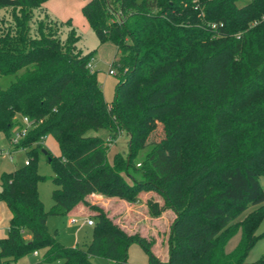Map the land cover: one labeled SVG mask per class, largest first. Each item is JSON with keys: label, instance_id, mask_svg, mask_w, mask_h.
Listing matches in <instances>:
<instances>
[{"label": "trees", "instance_id": "obj_1", "mask_svg": "<svg viewBox=\"0 0 264 264\" xmlns=\"http://www.w3.org/2000/svg\"><path fill=\"white\" fill-rule=\"evenodd\" d=\"M45 1L0 0V77H12L0 85V131L9 141L17 115L30 121L12 149L25 148L28 164L1 176L0 201L10 219L0 262L17 264L44 250L31 264H93V257L129 264L135 243L148 264H264V255L247 260L264 236L257 234L264 219V0H87L84 18L100 43L116 47L110 69L115 65L121 77L111 102L88 67L94 52H82L70 20L62 39L63 23L58 27L47 13L34 18ZM150 122L174 132L179 147L169 157L151 143L134 163L138 135ZM99 130L127 132V155L116 152L109 163L103 136L89 134ZM47 135L57 155L42 146ZM44 150L56 186L48 210L37 190ZM143 191L162 200L146 199L153 216L167 208L175 213L166 261L150 241L126 232L86 199L96 193L133 203ZM80 202L93 220L85 249L62 245L47 226L49 215H67Z\"/></svg>", "mask_w": 264, "mask_h": 264}, {"label": "rangeland", "instance_id": "obj_2", "mask_svg": "<svg viewBox=\"0 0 264 264\" xmlns=\"http://www.w3.org/2000/svg\"><path fill=\"white\" fill-rule=\"evenodd\" d=\"M87 0H85L86 3ZM246 0H239V4H242ZM84 3V4H85ZM83 4V5H84ZM80 8V7H79ZM10 12L4 14L5 17L10 18ZM75 12V11H74ZM55 22L63 23L60 26V33L59 36L64 39L69 31V26L65 24L67 20H70L72 27L75 29L77 34L81 36V40L78 46L81 48L82 52H94V57L91 61L94 70L97 72L96 78L97 82L101 85L103 90L104 99L107 102H111L114 99L115 95V88L118 80L121 77V74H110L109 69L110 65L114 61V55L116 52V47L111 42H103L100 43L95 32L91 29L88 22H86L85 18L82 14H76L68 16L66 19L61 18L54 11H51L47 7L43 6V10H35L34 11V18L36 21L38 19H45V14ZM4 19V18H3ZM49 28L53 29L55 24L48 23ZM113 69L118 72L116 66H113ZM10 80H12L11 76H3L0 77V85L2 87H6ZM16 124L22 122V116L17 115ZM14 129V128H13ZM89 134H99L103 136L105 139V144L108 147L107 151V160L109 163L112 162V158L114 153L120 152L124 156L127 155L129 151V143H130V136L124 130L119 131L115 136L110 135L107 131L99 130L89 131ZM159 143L164 153L172 157L176 150L179 147V137L172 132L171 130L163 127L158 122H150L145 125L143 131L138 135L137 145L139 150L137 152L136 158L134 159V163L141 162L142 158L146 153H148L152 147L149 145L151 143ZM42 146L47 150L50 151L51 154L57 155L58 154V145L55 139L47 135L44 137V141L42 142ZM27 159L25 148H20L18 150L12 151V148L9 147V141L6 138L5 134L0 131V182L1 176L4 172H10L14 170L18 166H22L24 161ZM38 172L44 179L40 180L37 184V190L40 199L42 200L44 207L48 210L52 204L53 200L51 197V192L53 188L56 186L52 182V177L54 176L53 171L46 160L45 154H39L38 161ZM131 171V169H130ZM123 177L127 182H131L130 177L123 173ZM264 183V179H263ZM149 193V192H147ZM143 194V193H141ZM158 196V195H157ZM105 198H107L105 196ZM157 199L160 203H162L161 198L158 196ZM137 202V201H136ZM122 203V202H121ZM131 203V202H129ZM135 203V202H133ZM114 202H110L107 206V210L113 215V221L115 222V218L121 215L120 211H126L124 208L120 210L114 207ZM140 207L136 208L140 211V215L132 218L131 221H125V225L129 228L136 231L146 240L151 242V250L156 254V256L162 258L168 255V235L170 232V226L172 220L174 218V211L170 208L165 209L161 212L158 216H153L148 207L144 204L143 200L140 202ZM98 206V205H97ZM100 207V206H98ZM101 208V207H100ZM250 208V207H249ZM246 211L248 213L249 211ZM103 209V208H101ZM90 210V209H89ZM126 213H122V218L125 217ZM245 214V213H244ZM242 214L239 219H242L245 215ZM75 217L73 214L68 215H49L47 218V226L51 233L57 231V237L59 242L64 246H75L78 245L80 248L85 249L87 244L89 243L92 237V227L83 224L85 223L83 220L85 219H78L76 222H70V219ZM9 211L5 203H0V239L4 238V233L6 235L8 229V222H9ZM87 218H90L87 217ZM134 219V221H133ZM116 223V222H115ZM117 224V223H116ZM119 225V224H118ZM264 230V220L262 221L261 225L259 226L257 232H261ZM240 238V232H238L235 236H233L226 245V251H231L238 243ZM264 242L262 241L260 245H258L254 250H252L248 256V261H254L259 257V251L264 252ZM138 248L132 247L128 251V263L129 264H145L141 263L148 260L146 253L144 250L137 245ZM45 256L44 250H38L37 255L33 252L29 253L23 257H21L17 264H31L34 262H38L42 260ZM93 264H113L112 262L108 261L102 257H93L92 258Z\"/></svg>", "mask_w": 264, "mask_h": 264}, {"label": "crops", "instance_id": "obj_3", "mask_svg": "<svg viewBox=\"0 0 264 264\" xmlns=\"http://www.w3.org/2000/svg\"><path fill=\"white\" fill-rule=\"evenodd\" d=\"M85 3V0H46L43 4L42 7L45 6L48 9H50L51 11H54L55 14H57L58 16H60L63 19H66L68 16L74 15V13L76 14H82L81 12V8L83 6V4ZM80 7V8H79ZM75 11V12H74ZM83 16V14H82ZM84 17V16H83ZM86 20V19H85ZM87 22V21H86ZM93 67V65H92ZM94 70V67H93ZM21 123V122H20ZM263 179L264 176H261L259 181L260 184L262 185V187L264 188V183H263ZM149 192V193H147ZM143 193V194H141ZM139 194V200L135 203H129L123 199H120L118 197H107L105 198V196L100 195V194H96V193H92L90 195H88L86 197L87 201L90 202L91 204L94 205H98L101 208H103V210L107 213V215L113 219V215L107 210V206L110 202H114V207L118 208L119 210L121 208H124V210L126 209V211H120L121 215H119L118 217L115 218V222L117 224H119V226H121L126 232L128 233H134L136 231H133V229L129 228L127 225H125V221H131L132 218L140 215V211H138L136 208L140 207V202L143 200L144 204L147 206L146 204V199L150 196H153L155 199H157V194H155L153 191H143ZM158 200V199H157ZM159 201V200H158ZM122 202V203H121ZM0 203H4L3 201H0ZM254 208H256L255 206H251L249 208V211L253 210ZM9 211V210H8ZM248 211V212H249ZM90 210L88 208V206H86L84 203L80 202L78 204H76L72 210L68 213V214H73L75 217H77L78 219H86L87 217L90 216ZM122 213H126L125 217L122 218ZM67 214V215H68ZM246 214V212H245ZM244 214V215H245ZM10 215V212H9ZM74 217V218H75ZM73 218V217H72ZM76 218V221H77ZM10 219V218H9ZM114 220V219H113ZM264 220V219H263ZM84 221V220H83ZM134 221V219H133ZM71 222V221H70ZM262 223V222H261ZM84 225L86 223H83ZM261 225V224H260ZM264 231V230H263ZM261 232H257L258 233H262ZM4 236L5 233H4ZM25 238L29 239L30 235L29 234H25ZM264 242V236H262L259 241L255 244V246L250 250V252L252 250H254L258 245L261 244V242ZM264 246V245H263ZM137 247V244L133 243L129 246L128 251L130 250V248ZM264 251V250H263ZM249 252V253H250ZM154 253V252H153ZM259 257L264 255V252H261V250L259 251ZM155 254V253H154ZM156 255V254H155ZM129 257V256H128ZM158 257V256H157ZM258 257V258H259ZM161 261H166L168 258V255H166L165 257H158ZM129 260V259H128ZM141 263H145L148 264V260L141 262Z\"/></svg>", "mask_w": 264, "mask_h": 264}, {"label": "built area", "instance_id": "obj_4", "mask_svg": "<svg viewBox=\"0 0 264 264\" xmlns=\"http://www.w3.org/2000/svg\"><path fill=\"white\" fill-rule=\"evenodd\" d=\"M262 18L264 19V16H263ZM253 23L256 24V21H254ZM88 67H89L90 69H93V67H92V63H91V62L88 63ZM109 73H110V74H115L116 71H115L114 69H109ZM29 127H30V121H29L28 117H26V116H22V122H21L20 124H17V125L14 127V129H13V135L11 136V138H10V140H9V147H10V148L14 149V146H15L16 144L19 143V141H20V139H21L22 137H24V135L26 134V132H27V130H28ZM42 141H44V139H42ZM28 161H29V160L26 159V160L24 161V164H28ZM70 221H71V223H72V222H76V218L73 217V218L70 219ZM84 222H85L87 225H89V226H92V225H93V220H92L91 218H86V219L84 220ZM33 253H34L35 255H37V251H36V250L33 251ZM0 264H6V263L0 262Z\"/></svg>", "mask_w": 264, "mask_h": 264}, {"label": "water", "instance_id": "obj_5", "mask_svg": "<svg viewBox=\"0 0 264 264\" xmlns=\"http://www.w3.org/2000/svg\"><path fill=\"white\" fill-rule=\"evenodd\" d=\"M43 153L46 154V151L44 150Z\"/></svg>", "mask_w": 264, "mask_h": 264}]
</instances>
